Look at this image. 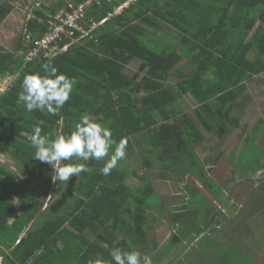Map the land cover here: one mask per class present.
<instances>
[{
    "label": "trees",
    "instance_id": "trees-1",
    "mask_svg": "<svg viewBox=\"0 0 264 264\" xmlns=\"http://www.w3.org/2000/svg\"><path fill=\"white\" fill-rule=\"evenodd\" d=\"M18 1L28 4L9 0L0 7V25ZM68 1L35 8L16 49L0 44V77L17 76L0 95V154L18 161L24 176L16 182L15 172L0 163V264H90L98 256L115 264L111 249L135 251L133 246L153 264H182L192 246L184 239L189 231L203 230L233 238L224 249L206 236L202 248L208 255L187 264H260L259 248L250 240L262 234L264 208L244 195L251 194V179L264 186V117L251 123L262 106L252 81L264 74V0H134L114 17L129 0H104L87 12V28L107 19L93 38L26 63V35L32 42L42 36L50 15ZM151 28L175 30L180 46L165 31L162 38L154 36ZM135 59L141 65L129 75L125 67ZM45 64L77 81L71 100L55 116L29 112L18 102L24 78L46 75ZM172 75L179 80L169 85ZM188 94L198 103L199 123L220 143L237 133L230 151L205 146L197 121L179 103ZM86 115L109 127L117 143L127 139L133 151L130 138L144 136L146 145L137 151L145 167L157 166L164 180H183L168 205L146 173L140 186H129L127 178L137 171L121 161L108 176L101 174L106 161L89 162L93 172L80 175L74 192L64 194L66 184L52 182L53 168L35 158L28 137L36 127L52 139L70 135ZM162 219L174 232L164 244L155 234L148 245L150 230Z\"/></svg>",
    "mask_w": 264,
    "mask_h": 264
},
{
    "label": "clouds",
    "instance_id": "clouds-1",
    "mask_svg": "<svg viewBox=\"0 0 264 264\" xmlns=\"http://www.w3.org/2000/svg\"><path fill=\"white\" fill-rule=\"evenodd\" d=\"M43 68L46 75L30 74L24 78L23 91L19 94L18 102L26 105L29 112L39 110L54 116L59 115L60 110L71 100L77 81L64 74H58V69L51 64H45ZM28 139L36 149L35 158L53 168L54 184H68L73 177L78 178L82 173L91 174L93 169L88 164L93 160L106 161L101 174L110 175L119 162L127 158L129 144L127 139L117 143L109 127L87 115L75 125L70 135H58L52 139L42 135L41 127H36L34 134ZM110 256L115 264H153L150 256L142 255L139 251L113 248ZM90 264L109 262L98 256Z\"/></svg>",
    "mask_w": 264,
    "mask_h": 264
},
{
    "label": "rangeland",
    "instance_id": "rangeland-1",
    "mask_svg": "<svg viewBox=\"0 0 264 264\" xmlns=\"http://www.w3.org/2000/svg\"><path fill=\"white\" fill-rule=\"evenodd\" d=\"M51 1V0H50ZM134 1V0H129L128 3H126L123 7L122 10H119L120 12H122L124 10V8H127L129 6V4ZM26 6H22L19 8L14 7L13 11L15 9H17L16 11L18 13H21V15L17 14L15 17L18 19V24L17 25V21L16 23L13 25L10 24L12 29L11 35H9V41H8V45L10 47L11 50L16 49L15 46L17 45V41L18 38L21 36V34L25 31V25L26 22L33 17V12L29 11V14L27 16V10H28V5H27V10L25 8ZM24 9V10H23ZM33 9V8H32ZM12 11V12H13ZM26 11V13L24 12ZM32 14V15H31ZM24 20L23 24L22 21ZM140 23V22H139ZM21 27H22V31H21ZM152 29V28H151ZM165 31L168 34V38L171 36L170 41L172 43H174L172 41V38H175L178 41V45L180 46V40L176 37V33L175 30H171L168 28H164V29H155L153 28L150 32L154 35V36H158L160 38H162V32ZM21 33V34H20ZM13 37H15L13 39ZM141 65V60L140 59H135L132 60L126 67H125V72L129 75H133L136 71H138L139 67ZM178 77H176L175 75H172L169 79V85H174L177 83L178 81ZM144 93H141L140 95H143ZM180 105L184 108V110L187 112L188 115H191L192 117H194V119L197 121L199 128L201 129L202 133L204 134V136L206 137L205 140V146L209 147L211 149H215L217 150L218 147H221L224 151L228 150L230 151L233 146L235 145V142L233 140H228L225 141L224 143H220L221 139L219 137H217L216 135L213 136L211 134H209L204 128L203 126L199 123L196 115L194 114V110L195 108L198 106V103L193 99V97L191 96V94H188L186 96H184L181 100H180ZM248 106V104H247ZM244 107L246 108V102H244ZM259 115L260 117L263 116V114H256ZM256 115H253V118L251 119V123L255 121L256 119ZM143 135H136L130 138V143L133 144L134 146V151L132 149L127 148V158L122 160L120 164H128V167L130 169V171L132 172L133 169L135 168L137 171L136 175L131 174L127 180L126 183L131 186V187H138L142 184V180L140 179V177L146 173L150 176V178L152 179L153 183H155L157 185V190L159 192V196L161 197V199L164 201V203L166 205L169 204V200L168 197L170 195H175V193H178V187H177V183L182 182V179H171V180H164L162 179L159 175H160V170L157 166L155 168H148L145 167V164L143 162V160L141 159V157L139 156V153L137 151V149L142 146V145H146L145 144V140L143 139ZM200 157L202 159H205L207 157L206 152L202 151V149L198 150ZM217 151L215 153V156L217 155ZM248 155V154H247ZM0 162L3 163H7L10 165V168L15 172L16 174V182H20L23 179V175L20 171V163L18 161H14L13 157L10 156L9 154H5V156H0ZM79 179V177H73V179L65 185V189H64V194L68 191H72L74 192V184L77 182V180ZM48 200L50 199V195L47 198ZM155 203L156 201L153 200ZM17 206L18 211H20V206L21 204H18L17 202H14ZM223 212H225V209H223ZM262 227V226H260ZM151 229V227H150ZM229 233H232L231 229L228 228ZM262 234L257 235L256 238H253L250 240V244L251 245H256V247H258V253L260 255V264L264 263V227H262L261 229ZM174 232V227L171 226V223H169L166 220H163L155 225L154 227H152V229L150 230V234L149 237L147 238V244L151 245V241H152V237L157 236L158 239H160V244H164L165 242H167L169 240V237L171 235V233ZM119 239L122 238L121 233L119 232ZM91 238H94L93 235L88 234ZM196 235H198V237L196 238ZM212 236L218 244H220L224 249L227 248L229 246V244L231 243L230 241H232V238L230 237L228 239V237L224 234L221 235L219 233H217L216 231H204L201 232L200 234H195L193 233V231H189V235L187 236V238L184 239L183 244H188L190 247H187L186 251H189L188 253H183L182 256L185 257V259L183 260L182 264H187L189 263L191 260L193 261H198L199 259L207 256L208 254H206V252L204 251L205 247L202 248V243L204 241V238L206 236ZM203 236V237H202ZM200 237H202L199 242L197 241ZM207 240V239H206ZM205 240V241H206ZM230 240V241H229ZM199 244V246H198ZM135 251H138V249L140 250V248L134 247ZM199 253H202L203 256L200 257L198 256ZM210 256V255H209Z\"/></svg>",
    "mask_w": 264,
    "mask_h": 264
},
{
    "label": "built area",
    "instance_id": "built-area-1",
    "mask_svg": "<svg viewBox=\"0 0 264 264\" xmlns=\"http://www.w3.org/2000/svg\"><path fill=\"white\" fill-rule=\"evenodd\" d=\"M25 1V0H22ZM29 3L28 9H32L40 6V3L36 0H26ZM104 0H85L82 2H75L69 0L67 6L61 12L56 15H50L46 21L47 30L37 37L32 42V37L27 34L25 41L27 44V51H25V62H33L39 58H53L60 53L66 52L69 47L84 38H93V31L104 25L107 19L99 22H93L87 28L85 24L87 21V12L94 6H102ZM21 1L16 2L15 4ZM112 15V14H111ZM24 34L25 31H24ZM69 40V42H64ZM63 43H65L63 45ZM16 75H6L0 77V94L6 93L11 88Z\"/></svg>",
    "mask_w": 264,
    "mask_h": 264
},
{
    "label": "crops",
    "instance_id": "crops-1",
    "mask_svg": "<svg viewBox=\"0 0 264 264\" xmlns=\"http://www.w3.org/2000/svg\"><path fill=\"white\" fill-rule=\"evenodd\" d=\"M36 1L39 2L40 5H42V3H44L46 5H52V4H55V3L59 4V1H61V0H51V1L50 0H36ZM109 1H111V0H109ZM128 2L129 1H127L124 4L120 5L119 7H117L115 9V12L112 15L110 14V17H114V16H117V15H120L122 12H120L119 10H122V7ZM23 5L26 6L24 4V2L20 3V4L17 3V4H15V7L19 8V7H22ZM27 5L29 6V3ZM25 8L27 10V6ZM19 9H21V8H19ZM64 9H65L64 6H60L59 9H58V12H61ZM16 10L17 9H15L13 12H11L9 14V16L4 20V22L0 25V44L3 45L4 47L8 48V49H10V47L8 45V41H9V37L8 36L11 35L12 29H13V28H11L10 24L13 27V25L17 21V25H19L18 24V19H17L18 17L16 18L15 16L17 14L21 15V13H18ZM29 11L32 12V9L30 8V9L27 10V16L30 15ZM24 12L26 13V11H24ZM23 22H24V20L22 21V24H23ZM21 31H22V27H21ZM14 38L15 37H13V39ZM252 84L255 87L254 90L260 95V102L259 103L262 106L259 107V111H260V114H263L262 117H264V94H262V90L264 89V74L256 77V79H254L252 81ZM262 117H260L259 115H256V119L255 120L260 119ZM260 139H264V127H263V129H262V131L260 133ZM228 140H233L236 143V141H237V133L234 130L227 137L226 141H228ZM217 150H219V147L217 148ZM207 154H208V151H207ZM0 156L4 157L5 154L1 153ZM0 163L5 165L6 167L10 168L9 164L3 163V162H0ZM260 171L261 170H259V172L257 174H260ZM260 185H261V183H260L259 180L251 179V182H249V186H248V190L251 191V194L250 193H246V194L244 193L245 194L244 196L249 197L248 200L251 203L252 202L254 203V200H257L256 204L260 203L259 207L263 206V208H264V186L260 188ZM252 196H253V198H252Z\"/></svg>",
    "mask_w": 264,
    "mask_h": 264
},
{
    "label": "water",
    "instance_id": "water-1",
    "mask_svg": "<svg viewBox=\"0 0 264 264\" xmlns=\"http://www.w3.org/2000/svg\"><path fill=\"white\" fill-rule=\"evenodd\" d=\"M9 0H0V7L7 3Z\"/></svg>",
    "mask_w": 264,
    "mask_h": 264
}]
</instances>
